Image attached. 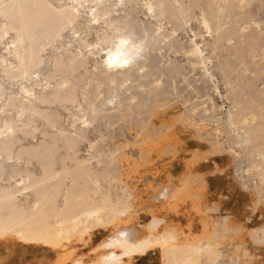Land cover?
Returning <instances> with one entry per match:
<instances>
[{
    "label": "bare ground",
    "instance_id": "obj_1",
    "mask_svg": "<svg viewBox=\"0 0 264 264\" xmlns=\"http://www.w3.org/2000/svg\"><path fill=\"white\" fill-rule=\"evenodd\" d=\"M66 1L67 4L57 6L50 0H0V18L6 22L0 27V38L10 33L12 39L0 57V71L9 80L19 77L27 78L28 82L20 91L23 94L18 106L20 125L3 120L0 126L3 129L0 181H13L9 185L0 183V239L50 249L60 254L55 264H130L132 259L153 251L159 253L160 264H255L245 243L239 241L242 232L239 225L228 216L218 218L220 222L212 225L206 219L205 215L216 209L202 207V193L207 184L201 174L188 172L181 189L159 195L164 198L168 212L175 213L179 201H189L203 234L181 240L185 233L166 224L165 218L154 210L143 235L133 227H126L128 220L121 218H129L137 199L135 189L127 181L129 174L136 173L138 162L149 164L164 155L176 157L178 125L193 129L194 135L210 146L208 155L227 153L236 161L241 156L249 157L259 176V185L253 189H257L258 195L254 207L264 204V64L258 60L257 66H252L253 52L264 47V0H202L207 8L198 21L212 41L203 40L201 44L191 41L184 50L189 54L186 62L192 68L198 66L202 81L210 83L222 97L214 79L217 73L231 105L220 117L222 107L216 106L212 99L204 104L200 99L198 102L185 97L183 113L168 119L163 114L175 106L180 95L177 78L188 87L194 83L191 84L190 74L184 72L183 63L169 58L167 53L171 50L183 53V46L174 36L188 25L193 15L190 9L198 0H190L192 5L189 0L190 5L176 2L172 9L171 5L169 8L164 5V0H149L143 4V19L133 14L140 0ZM219 1L226 3L227 10ZM211 5L216 9H211ZM165 22L172 24L170 31ZM224 24L228 27L223 28ZM77 25L76 30L70 29L73 41L57 47L56 43L62 41L59 39L62 29ZM92 34L95 40L88 43ZM49 49L61 51L51 62V74H45L44 54ZM206 50L212 54L230 52L244 65L242 72L253 77L238 76L232 62L231 66L226 61L213 64L210 60L213 57L205 56ZM7 61L15 64L17 70L13 72L4 66ZM31 70H36L33 77L29 75ZM193 89L196 91L193 97L198 98L199 91ZM57 108L70 114L72 120ZM133 117L139 118L138 122L133 120L135 126L131 124ZM39 120L47 128L41 131L42 139L24 145L23 140L34 138ZM101 123L106 128L119 124L133 130L132 142L124 137L123 145L111 149L102 146L98 138L89 139L88 133L97 130ZM222 128L227 147L220 138ZM83 143L88 148L81 157ZM130 147L137 150V158L126 153ZM207 154L194 153L190 158L192 162L206 160ZM190 180L197 187L192 188ZM119 225L123 229H118ZM97 230L115 231L91 250L97 253L91 261L72 258L73 250L68 245L86 237L89 240ZM258 230L252 229L249 235L253 243L263 247L264 228L259 231L261 235ZM227 236L230 242L238 239L231 246L234 250H228L238 255L226 254ZM99 250L106 251L98 254Z\"/></svg>",
    "mask_w": 264,
    "mask_h": 264
},
{
    "label": "rangeland",
    "instance_id": "obj_2",
    "mask_svg": "<svg viewBox=\"0 0 264 264\" xmlns=\"http://www.w3.org/2000/svg\"><path fill=\"white\" fill-rule=\"evenodd\" d=\"M50 1L54 2V4L57 6L67 4L66 0H50ZM147 1L149 0H144V1L140 0L139 2H137L135 11L133 12V14L136 17H139L142 19L144 18L145 11L143 9V4ZM152 1L154 2L155 0H152ZM164 1L166 4L164 3L163 4L167 6L168 8L171 5L170 9L174 8L173 6H177L176 2L183 3L185 5L189 4L187 3L188 0H182V1L181 0H170V1L164 0ZM167 2H169L168 5H167ZM189 2L191 3L190 0ZM220 2L221 1H219V3ZM220 4L219 5L221 7H224V9L227 10V5L224 1H222ZM233 4L236 5V2ZM254 4H256V2ZM193 6L197 7V9L196 8L194 9ZM214 6L217 7L215 4ZM214 6L211 5L210 8L214 9L215 8ZM200 8L202 9L201 11L199 10ZM206 8L207 6L205 5V2L202 0L201 1L198 0L195 5H192V8L190 9V12H191L190 14H193L192 15L193 17L190 15V21L188 25L184 28L183 31H178L177 33H175V36H174V40L178 44L183 46V51H182L183 53H180V52L175 53V50H171L170 52L167 53L169 58L175 59L179 63H183L184 72L186 71L188 76L190 74V76L192 77L191 79V77L189 76V79L192 80L191 84L194 83L192 84V86L197 88V92L199 91L197 95L199 97L194 98L193 95L196 96V91L193 89V87H190V86L188 87V85H186L180 78H177L175 83L177 84L176 85L178 88L177 91L179 92L178 95L179 94L180 95L177 97L178 100L176 101L177 103H175V106L164 112L163 115L165 119H168L170 117L183 113L184 109L182 108V102L185 97H191L193 98V100L198 101V102L201 100L200 102H204V104H207V103L209 104L210 102L209 99H212L211 101H213L216 106L222 107L221 111L219 112L220 117H223L225 115L227 109L231 105V101L225 97L226 88L224 87L222 80L217 73H216V76H214V79L218 82L217 84H218L219 91L222 97H220L214 92V90L210 87L211 86L210 83L209 85H207V83L202 81V78H201L202 70L200 69L201 70L200 71L198 66H196L195 68H192L186 62L187 58L189 57L187 55L189 54L184 53V50L186 51V48H189L188 44L191 41L195 40L199 44H201L203 40H206L208 42L212 41V38L208 36L209 35L208 33H206L207 32L206 29L204 30V27L200 25L198 21V19L200 18V14L203 12V9H206ZM233 10L236 12V9H233ZM120 11L118 12V14L121 15L122 11L121 12ZM263 16H264V13H263ZM83 20H84V17L81 19V22H83ZM5 23H6L5 20L0 18V27H3ZM78 27L79 25L73 26V27L71 26V28L70 27L64 28L65 30L62 29L61 31L62 37L59 38L62 41L60 43H56V46L60 47L61 44L66 45L67 42L69 41L72 42L73 38H72L70 31L71 30L73 31L74 29L76 30ZM171 27L173 28L172 24H168L165 22V28L168 31L172 29ZM222 27L223 28L228 27V24H224ZM194 33L197 35L199 34V35L198 36L196 35L197 36L196 37L194 36ZM10 37H11L10 33L3 34L1 36L0 38V57L5 54L4 48L6 47V45H8L10 41H12ZM94 40L95 38L93 34L87 38L88 43H93ZM59 51H61V49L58 51L55 49H49L48 51L45 52L44 54L45 55V66L42 69L43 73L46 74L47 72V74H51L52 72L51 62L55 58V56H57ZM207 52L208 51L206 50L205 56H209V57L212 56L213 58L212 59L210 58V60L212 61L213 64H215L216 62L226 61L231 66L233 63L234 65L232 66L233 67L235 66V68H237L238 70L237 75L243 76L244 65L242 67V64H240V62H238L231 55L230 52H227L224 50L221 52L216 51L213 54L211 51H209L208 53ZM253 55L254 56L252 57V60H253L252 66L256 67L258 60L264 64V47L261 50L256 51V53L253 52ZM257 56H261V57L258 58ZM232 59H234V61ZM254 62L256 63L254 64ZM3 65L11 69L13 72L17 70L15 64H11L10 61L5 62ZM240 70L241 72L242 71L243 72L241 73ZM35 71L36 70H31L30 71L31 74L29 72V75L31 77L35 76V73H34ZM245 73H246L244 74L245 77H248V78L253 77V74H250L249 72H245ZM15 78H14L15 80L14 79L9 80L5 76V74L2 71H0V87L3 88L1 89L3 90L2 92L3 96H1L0 98V120H1L0 126H2L5 120H11V121L13 120L12 125L14 126H19L21 123L18 118V106L23 100V94L20 93V91H21V86L24 84L27 85L28 82H27V78H21V79L19 77H15ZM163 78H162V81L164 82L165 78L164 79ZM57 79H58V76H57ZM181 82L184 84L183 86H181L182 84ZM237 83H242V82L237 80ZM206 85L210 88H208ZM181 87L183 88L181 89ZM190 88H192V90ZM205 88L208 90H206ZM179 90L182 91L184 95ZM9 98H12L11 102H9ZM51 108H56V107L51 106ZM57 109L60 113H62L63 116H66V117L68 116L69 120H72V117L70 116V114H68L61 108H57ZM224 110L226 111L224 112ZM134 118L135 117H133L132 121L134 120L135 122H138L139 118L136 117V120ZM134 121L131 124L135 126ZM39 124H42L40 120L36 122V127L38 130L34 133V138L29 137L23 140L22 143L24 145H29L30 143L35 144L36 142L42 139V132L47 130V128L44 126V124L42 125H39ZM156 124L158 125V123ZM126 126L128 125L126 124ZM106 127L107 126H105V124L101 123L97 127V130H95L94 132L90 131L88 133L89 139L93 141L99 139L101 144H103L102 146L109 147L112 149L118 145H123L124 137L127 141L132 142L133 140L132 136L135 135L133 130L128 131L125 127H122L119 124H115L111 128H106ZM119 127H122V128H119ZM0 130H1L0 132L3 131V129H0ZM120 130H122V132ZM224 130L222 128L221 135H220L221 141L223 142L226 140ZM176 135L179 141L178 142V146H179L178 153L176 157L173 158V157H170V155H164L160 157L159 159L155 158V160L154 159L153 161L151 160L152 162H150L149 164L138 162L140 166H137L136 173L129 174L130 178L128 177L127 181L135 189L137 199L134 200L132 204L130 215L128 216L129 218H127V216H124L121 218L122 220H128L126 227L130 226V227H133L134 229H137L140 232V235L145 234L146 231L144 230L145 228L144 226L150 219V212L154 210L153 212L155 214H158V216H162L165 218L166 224L175 225L178 229L181 230L182 233H185V235L184 234L181 235L180 237L181 240L184 237H188V236L193 237L196 235L203 234L202 233L203 229H202V225L200 223L199 217L192 210H190L189 201L187 202L179 201V203L177 204L175 213L174 211L168 212L167 206H165V204L163 203L164 198H162L159 195L160 192L167 194V193H170L171 190L174 191V189H177V188L181 189L184 185V182L182 180H184L186 174L187 175L189 174L188 172H190V174H201L202 178L205 180L207 184L206 189L203 191L204 194L202 193V200H203L202 207L216 209V210H212L208 212L205 215V217L207 216L206 219L212 225L213 222L215 221L220 222L219 220L220 218L224 216H228L232 222H234L236 225H239V227H241L242 232L240 234L241 239H239V241H243L245 243V247L248 249V252L252 255V259H253L252 261L255 262V264H264V246L262 247V246H259L253 243L249 235V232L252 229H256V230L259 229L258 230L259 232L260 229L264 228V204L261 202V204L258 203L256 207H254V203H255V200L257 201L258 199V195L256 194L257 189L255 190L256 192L253 189H255L254 187H257V185H259V176L256 173L257 170L252 168L251 166L252 164L251 159L249 157L241 156L240 160L236 161L234 158L232 159V157L228 155L227 153H223L222 154L223 156L222 155L220 156L208 155L206 151H208L210 146L205 141L199 140L194 135L193 129L187 126L184 127V126L178 125L176 128ZM100 136L104 138V139L101 138L102 141L100 139ZM226 145L228 146V144L225 141V147H227ZM86 148H88V145L86 143H83L81 146V153H80L81 157L84 156V150ZM126 153L133 156L134 158H137V154H138L137 150L133 147L127 148ZM194 153L201 154V155L207 154V159L200 160L197 162H192L190 157ZM188 161L189 163H187ZM188 165H190L189 168H187ZM0 183L2 185H9V184H13V181L7 182L4 179L0 181ZM188 183L191 184L192 188L194 186L197 187V183L195 181L192 182L190 180ZM158 196L161 198H159ZM179 200L181 199L179 198ZM162 226L158 228V231L162 230L163 228ZM118 229H123L122 225H119ZM112 231L108 232L106 230H97L93 233V235L90 237L89 240H88V237H86L83 241L72 242L71 244L68 245V248H71L73 250L71 257L72 258L79 257L84 262L86 261L88 262L89 260L91 261L92 259L95 258V255L97 254V253L96 254L92 253L91 250L94 247H96L98 244L102 243V241H105ZM259 235H261L260 232H259ZM228 238L229 236L225 237L224 245L226 247L227 246L229 247H227L228 249L224 248V250H226L225 251L226 254L228 253L227 255H231L234 252V251L231 252L232 250H234V248L231 246H233L234 242L237 243L238 239L236 241L233 240L230 242ZM11 240L12 239H0V264H55V261L58 255H60L50 249L43 248L38 245L25 246V245H22L20 242H17L16 240H12V241ZM229 248L231 251H228ZM105 251L106 250H99L98 254L105 252ZM236 254L237 253L234 252V255ZM160 263H161L160 256L157 251L149 252L146 256L136 257L130 261V264H160Z\"/></svg>",
    "mask_w": 264,
    "mask_h": 264
}]
</instances>
